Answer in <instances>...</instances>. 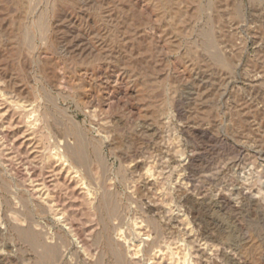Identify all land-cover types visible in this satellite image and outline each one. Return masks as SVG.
I'll list each match as a JSON object with an SVG mask.
<instances>
[{
    "label": "rangeland",
    "instance_id": "374dc122",
    "mask_svg": "<svg viewBox=\"0 0 264 264\" xmlns=\"http://www.w3.org/2000/svg\"><path fill=\"white\" fill-rule=\"evenodd\" d=\"M0 264H264V0H0Z\"/></svg>",
    "mask_w": 264,
    "mask_h": 264
},
{
    "label": "bare ground",
    "instance_id": "6f19581e",
    "mask_svg": "<svg viewBox=\"0 0 264 264\" xmlns=\"http://www.w3.org/2000/svg\"><path fill=\"white\" fill-rule=\"evenodd\" d=\"M20 107H22V106H20ZM22 108H23V107H22ZM25 108H26V106H25ZM29 127H30V126H29ZM28 130H29V129H28ZM66 149H67V148H66ZM78 151H79V149H78ZM58 153H59V152H58ZM58 153H57V154H58ZM74 153H75V152H74ZM57 154H56V155H57ZM53 156H54V154H53ZM53 156H52V157H53ZM52 157H51V158H52ZM54 157H57V156H54ZM61 157H62V156H61ZM62 160H63V158H62ZM55 161H56V160H55ZM59 162H60V161H59ZM64 162H66V161H64ZM78 162H79V161H78ZM62 163H63V162H62ZM70 166H71V165H70ZM110 211L113 212L114 209H113V210L110 209ZM117 212H118V211H117ZM119 237H120V236H119ZM121 238H123V237H121ZM117 240H118V239H117ZM120 254H121V253H120ZM134 254H135V253H134ZM121 262H122V261H121ZM183 263H184V262H183Z\"/></svg>",
    "mask_w": 264,
    "mask_h": 264
}]
</instances>
